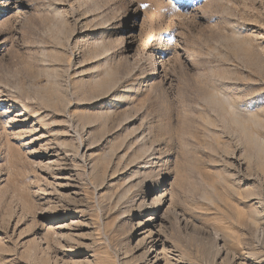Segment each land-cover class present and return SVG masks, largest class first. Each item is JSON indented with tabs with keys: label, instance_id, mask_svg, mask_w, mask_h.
<instances>
[{
	"label": "rangeland",
	"instance_id": "1",
	"mask_svg": "<svg viewBox=\"0 0 264 264\" xmlns=\"http://www.w3.org/2000/svg\"><path fill=\"white\" fill-rule=\"evenodd\" d=\"M0 264H264V0H0Z\"/></svg>",
	"mask_w": 264,
	"mask_h": 264
},
{
	"label": "snow or ice",
	"instance_id": "2",
	"mask_svg": "<svg viewBox=\"0 0 264 264\" xmlns=\"http://www.w3.org/2000/svg\"><path fill=\"white\" fill-rule=\"evenodd\" d=\"M146 7V6H145Z\"/></svg>",
	"mask_w": 264,
	"mask_h": 264
}]
</instances>
